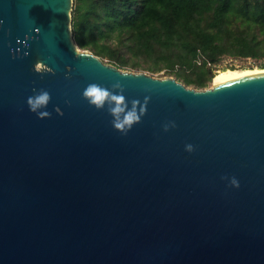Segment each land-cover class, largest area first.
Here are the masks:
<instances>
[{
    "label": "water",
    "instance_id": "1",
    "mask_svg": "<svg viewBox=\"0 0 264 264\" xmlns=\"http://www.w3.org/2000/svg\"><path fill=\"white\" fill-rule=\"evenodd\" d=\"M73 8L0 0V264H264V72L123 70L78 46ZM117 81L146 109L126 135L82 96Z\"/></svg>",
    "mask_w": 264,
    "mask_h": 264
},
{
    "label": "trees",
    "instance_id": "2",
    "mask_svg": "<svg viewBox=\"0 0 264 264\" xmlns=\"http://www.w3.org/2000/svg\"><path fill=\"white\" fill-rule=\"evenodd\" d=\"M79 47L206 88L226 57L264 69V0H74ZM225 70V69H224Z\"/></svg>",
    "mask_w": 264,
    "mask_h": 264
},
{
    "label": "clouds",
    "instance_id": "3",
    "mask_svg": "<svg viewBox=\"0 0 264 264\" xmlns=\"http://www.w3.org/2000/svg\"><path fill=\"white\" fill-rule=\"evenodd\" d=\"M0 24H3V20H0ZM75 54L77 56H84V53H81L78 48H75ZM36 67L39 69L41 67L40 63H37ZM123 75L126 76L127 74ZM113 89H119V91H113ZM123 92L124 88L119 81L113 83L111 88L98 83H89L84 88L82 96L90 106H94L97 110L104 109L107 104V111L113 117L111 121L113 127L126 135L134 124L140 122L141 116L145 113L146 109L138 111L135 100L131 102L133 107L129 108V102ZM145 99L147 100L148 97ZM50 100V93L47 90L40 89L33 96L28 97L27 104L30 111L36 113L39 118H46L50 117L51 113L42 109L47 108ZM60 114L62 115L63 113ZM174 127H176L174 121H169L163 125L164 131H168L169 128ZM185 150L191 153L194 151V146L190 143L186 144ZM222 179H228L231 186L237 188L240 186L239 181L235 177H222Z\"/></svg>",
    "mask_w": 264,
    "mask_h": 264
},
{
    "label": "rangeland",
    "instance_id": "4",
    "mask_svg": "<svg viewBox=\"0 0 264 264\" xmlns=\"http://www.w3.org/2000/svg\"><path fill=\"white\" fill-rule=\"evenodd\" d=\"M105 60L109 63H113L108 58H105ZM262 62L253 58H234V57H226L219 66L216 67L215 74L219 70L224 69H235V70H246V69H253V68H261L260 64ZM123 70H130V71H145L147 73H150L153 76L156 77H174L173 75L166 74L165 71H159V72H152L149 70H144L140 67H131V66H123L121 67ZM182 82L181 80H179ZM213 81L209 83L207 87L212 86ZM189 87H193L192 85H189ZM206 87V88H207Z\"/></svg>",
    "mask_w": 264,
    "mask_h": 264
},
{
    "label": "bare ground",
    "instance_id": "5",
    "mask_svg": "<svg viewBox=\"0 0 264 264\" xmlns=\"http://www.w3.org/2000/svg\"><path fill=\"white\" fill-rule=\"evenodd\" d=\"M260 72H264V69L253 68V69H246V70H235V69L219 70L216 73V76H215L213 82L219 78H235V77H241L244 75L260 73Z\"/></svg>",
    "mask_w": 264,
    "mask_h": 264
}]
</instances>
